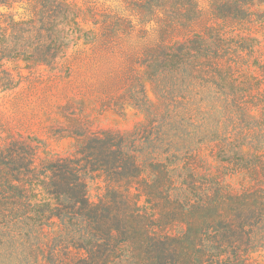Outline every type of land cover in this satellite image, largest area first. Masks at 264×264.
Segmentation results:
<instances>
[{
  "label": "trees",
  "instance_id": "16d2710c",
  "mask_svg": "<svg viewBox=\"0 0 264 264\" xmlns=\"http://www.w3.org/2000/svg\"><path fill=\"white\" fill-rule=\"evenodd\" d=\"M120 1L125 15L73 0H0V94L15 87L12 71L20 65L69 76L81 61L118 55L117 69L95 83L98 112L123 116L134 108L151 116L164 106L169 120L166 139L144 167L122 135L92 130L82 110L67 113L69 105L60 113L66 124L50 136L74 139L70 156L36 166L30 141L0 138L1 228L33 237L32 264L44 256L38 242L48 233L63 238L68 226L71 236L49 245L47 264H260L254 255L264 253V46L247 25L264 30V0H204L206 15L200 0ZM15 5L21 13L11 12ZM147 84L155 97L163 95L158 106ZM196 96L201 109L192 106ZM193 108L208 117L209 125L192 128L200 141L175 139L185 134ZM206 148L217 149L215 165L201 156ZM181 154L192 163L181 166ZM88 172L145 197L154 187L168 189L158 221L176 220L180 232L169 222L146 232L135 227L140 217L93 205ZM234 176L246 181L238 191L227 182Z\"/></svg>",
  "mask_w": 264,
  "mask_h": 264
},
{
  "label": "rangeland",
  "instance_id": "374dc122",
  "mask_svg": "<svg viewBox=\"0 0 264 264\" xmlns=\"http://www.w3.org/2000/svg\"><path fill=\"white\" fill-rule=\"evenodd\" d=\"M78 6L84 7L89 5L99 12H109L113 14L125 15L123 5L120 0H73ZM208 4L204 0L199 1V6L206 15ZM12 13H21L22 10L18 6H14ZM206 17V16H204ZM206 19V18H205ZM254 32L264 46V30H261L259 24L254 26L247 25ZM120 58L113 57L110 54H99L97 61L84 60L74 67V71L70 73L65 70L48 71L47 69H33L30 72L23 69L12 71L16 85L9 91L0 94V138L12 137L13 139L28 140L37 150L35 165L39 166L45 160L55 157H67L75 152V141L72 138H57L50 136V130L55 129L58 124H66L61 116L62 107L69 105L67 113H73L75 116L80 115L82 110L83 116H88L91 120L92 130H108L112 133L122 135L128 147L139 157V163L144 167L150 163L156 151L160 148L161 143L166 139L164 133L165 127L169 123L168 115L165 113V107L155 110L151 116L134 108H127L123 116L114 114L112 111L99 113V105L96 102V94L94 86L97 78L103 73L112 72L117 69L120 64ZM10 68L14 65L9 64ZM68 76V77H67ZM146 93L154 106H158L163 97L158 94L157 97L152 92L149 84L146 86ZM181 100V99H180ZM198 97L194 98L192 106H199ZM167 103H170L167 101ZM170 108L174 110L171 105ZM200 108V106H199ZM201 109V108H200ZM196 111L193 108L187 113L184 123L188 128L185 134H177L175 139L185 141H200L199 135L195 134L192 128L197 125L206 127L209 125L206 109ZM202 111V112H201ZM181 121V120H180ZM206 147V146H203ZM217 149L210 152L209 148L202 151L203 159L212 165L216 164L211 156ZM179 159L183 162L179 164L186 165L192 163V159L188 155L181 154ZM169 159H172L171 157ZM174 162V161H172ZM214 171V169H212ZM88 188V199L93 205H101L102 203L112 207L113 213L123 215L125 219L140 217L136 226L142 227L146 232H158L162 229L164 222L172 223L170 228L172 233H179L180 227L176 220L159 219L160 210L163 211L165 200L167 199L168 189L161 185L154 187L148 192L147 196L132 188L126 190L121 186L116 189L107 186L105 177L98 172H88L85 175ZM227 182L231 187L238 191L246 181L241 176L227 178ZM141 196L139 199L138 197ZM136 200L138 206L134 205ZM55 202V201H54ZM134 204H133V203ZM56 203V202H55ZM104 215L107 213L104 212ZM112 215V214H111ZM110 215V217H111ZM55 222H59L54 219ZM0 226V264H32L30 253L36 246V241L32 236L26 238L14 232L6 234ZM61 239L53 238L57 235L48 233L47 239L40 240L39 244H44L41 250L44 251V258L47 255L49 245H64L67 236H71V230L74 228L68 226L61 227ZM68 231H70L68 233ZM66 237V238H65ZM61 241V242H60ZM61 243V244H60ZM68 245H71L67 240ZM73 253L77 254L73 248ZM82 254L83 251H80ZM39 258L40 264H47L44 258ZM260 264H264V253L254 255ZM41 259V260H40Z\"/></svg>",
  "mask_w": 264,
  "mask_h": 264
}]
</instances>
